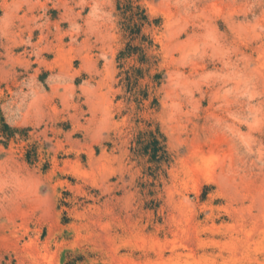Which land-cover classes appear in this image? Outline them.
Segmentation results:
<instances>
[{"label":"rangeland","instance_id":"1","mask_svg":"<svg viewBox=\"0 0 264 264\" xmlns=\"http://www.w3.org/2000/svg\"><path fill=\"white\" fill-rule=\"evenodd\" d=\"M139 4L0 0V264H264V0Z\"/></svg>","mask_w":264,"mask_h":264},{"label":"trees","instance_id":"2","mask_svg":"<svg viewBox=\"0 0 264 264\" xmlns=\"http://www.w3.org/2000/svg\"><path fill=\"white\" fill-rule=\"evenodd\" d=\"M140 0H118L117 10L123 22L125 32L131 38V42L141 39V46H128V53H121L123 56H131L135 54H143L145 56V47L147 43L152 44L146 36L141 37L143 28L146 25H150L149 16L147 11L139 4ZM144 61V60H143ZM150 140L146 147V154L150 156V159L162 163L166 161L167 152L165 146L157 140V136L154 133H150Z\"/></svg>","mask_w":264,"mask_h":264}]
</instances>
